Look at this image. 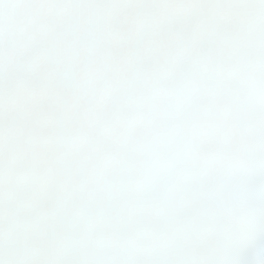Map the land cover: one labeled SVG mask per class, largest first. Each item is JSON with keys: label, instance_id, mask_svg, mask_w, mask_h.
<instances>
[{"label": "snow or ice", "instance_id": "obj_1", "mask_svg": "<svg viewBox=\"0 0 264 264\" xmlns=\"http://www.w3.org/2000/svg\"><path fill=\"white\" fill-rule=\"evenodd\" d=\"M0 264H264V0H0Z\"/></svg>", "mask_w": 264, "mask_h": 264}]
</instances>
